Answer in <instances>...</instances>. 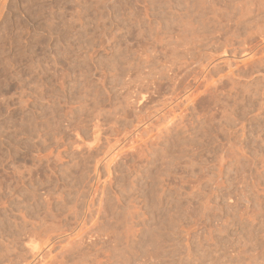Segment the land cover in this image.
Segmentation results:
<instances>
[{
  "label": "rangeland",
  "instance_id": "rangeland-1",
  "mask_svg": "<svg viewBox=\"0 0 264 264\" xmlns=\"http://www.w3.org/2000/svg\"><path fill=\"white\" fill-rule=\"evenodd\" d=\"M0 264H264V0H0Z\"/></svg>",
  "mask_w": 264,
  "mask_h": 264
}]
</instances>
